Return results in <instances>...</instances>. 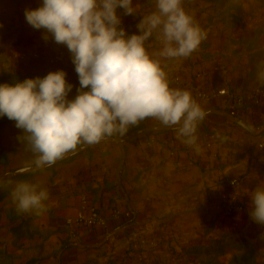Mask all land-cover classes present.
Returning a JSON list of instances; mask_svg holds the SVG:
<instances>
[{"label": "crops", "instance_id": "0c3cea01", "mask_svg": "<svg viewBox=\"0 0 264 264\" xmlns=\"http://www.w3.org/2000/svg\"><path fill=\"white\" fill-rule=\"evenodd\" d=\"M197 3L204 4V13L197 12ZM215 4L217 2L211 0H182L183 8L206 34V38L191 54L192 62L188 63L187 68L182 65V57L160 58L161 67L167 74L170 87L186 90L191 97L192 87L195 85L205 89L225 87L235 94V97L213 93L208 103L200 104L206 115L194 133L197 139L192 144L186 142V137H178L175 127L164 126L158 120L150 118L138 125V139H125L128 142H125L124 147L129 164L135 161L160 164L158 167L152 166L151 170L143 172L139 178L153 181L152 184L149 183V190L157 199L168 194L163 187L167 169L180 162L190 163L191 159L197 157L198 175L208 187V196L214 200L213 207L216 210L220 195L226 190L230 178L239 179V192L243 199H248L249 206L250 190H254L256 186H264V82L260 79V74L264 72V8L255 6L249 10L241 7L232 9V19L236 23L235 26H230L228 15L223 13L227 8L219 6L217 12ZM133 7L135 14L132 15H125L122 8H117L121 26L140 22L142 17L155 10V0H133ZM248 18L250 20L246 23ZM213 19L218 22L212 23ZM202 20L205 25L203 27L199 24ZM134 34H139V30ZM62 47L63 45L57 44L52 37L45 39L43 35H36L21 27L18 22L5 26L0 24L1 65L18 68L28 65L54 66L71 71L78 79L72 67V57L57 63L50 61ZM146 47L151 55L158 52L161 45L153 39L147 42ZM248 54H251V58ZM195 59L206 69L205 74L188 78L187 85H173V75L179 72L180 66L189 74L196 66ZM233 114L237 116V122L232 121ZM211 136L218 142L219 147L217 144L211 148L206 146ZM86 159L77 156L62 162L59 167L62 171V181L58 186L60 191L51 197L48 196L49 201L44 204L45 210L41 214L29 213L27 224L20 222V214H14L12 218L15 220L6 232L0 225V261L4 258H15L24 261L23 264H29L31 259L44 256L52 260L53 248L57 250L61 264H68L73 260L85 262V253L87 256L93 254L97 258L98 252L106 249L109 242L115 240L120 232V222L112 217V209L116 206L136 205L140 209L141 227L144 231L150 229L148 224H144L148 221L143 217L147 211H156L152 207L148 208L149 200L146 195L149 190L145 188L143 194L123 193L118 187L115 191L110 190L111 185H108L107 180L108 175L113 174L112 163L108 160L102 163V160L99 162L97 159L88 163ZM161 163L165 169L163 175V172H159L162 171ZM244 171L247 174L243 175ZM127 173L126 167L122 177L126 178ZM118 174L121 175L120 172ZM161 179L163 182L158 183ZM83 194H87L90 201L106 215L108 230L112 233L110 238L98 228L66 224V218L75 214ZM248 215L250 216V209ZM219 229L220 259L234 256L229 251H235L237 261L242 254L238 228L229 233L227 225L224 224L220 225ZM38 230L48 232V238L44 235L42 247L35 244L40 235ZM52 234L57 235V238H49Z\"/></svg>", "mask_w": 264, "mask_h": 264}, {"label": "clouds", "instance_id": "9594fccd", "mask_svg": "<svg viewBox=\"0 0 264 264\" xmlns=\"http://www.w3.org/2000/svg\"><path fill=\"white\" fill-rule=\"evenodd\" d=\"M117 8L135 14L133 0H42L40 7L25 10L29 25L67 47L80 85L69 100L73 86L63 70L0 84V115L24 130L21 140L35 155L36 169L51 166L79 144L126 135L150 118L175 127L187 143L195 142L197 124L206 113L188 91L170 88L160 58L190 56L206 34L182 0H155V10L137 25L139 34L131 36L120 26ZM153 39L161 48L150 55L146 44ZM260 79L264 82V72ZM30 170L31 164L19 172ZM48 195L29 182L18 183L12 192L18 211L38 215ZM249 197L251 219L264 224V186L250 190Z\"/></svg>", "mask_w": 264, "mask_h": 264}, {"label": "rangeland", "instance_id": "374dc122", "mask_svg": "<svg viewBox=\"0 0 264 264\" xmlns=\"http://www.w3.org/2000/svg\"><path fill=\"white\" fill-rule=\"evenodd\" d=\"M211 1L217 2V4H215V10L217 12L219 6L227 8L226 12L223 13L225 16L228 15L230 26H235L236 23L232 19L234 15L232 9L241 7L244 10H249L255 6L261 9L264 8V0ZM41 5L42 0H0V24L5 26V24L12 25L18 22L21 27L26 30L36 35L45 36L46 30L34 29L25 19L26 9H36ZM200 11L201 13L205 12L203 3H197V12ZM245 14L248 15V12L245 11ZM219 18L220 17H216V19ZM249 20L250 18L245 20V22L247 23ZM214 22L217 23L218 20L213 19L212 23ZM199 24L202 27L205 26L203 25V20ZM47 35L51 37L50 34ZM248 55L249 58H251V54ZM190 57L191 55L182 57V65L185 66V68H187L188 63L192 62L190 61ZM249 63L251 62L249 61ZM194 64L196 66L192 68L189 74L185 68L180 66L179 72L173 75V85H187L186 80L188 78L192 79V76L197 77L205 74L206 69L200 65L197 59L194 60ZM58 70H63L66 73L67 82L73 86L67 98L69 100L74 99L77 95V89L80 87L79 80L76 79L71 71L56 68L54 66L28 65L27 67L18 68L0 64V84H14L17 81L22 82L29 78H43L49 72ZM233 71L235 70L233 69ZM196 88L209 91L212 90L195 85L192 87L193 95ZM87 90L88 89H85V91ZM201 103L203 104V102H199L198 104L200 105ZM202 121L198 122L197 128ZM232 121H238L237 116L234 114ZM138 129L139 126H132L129 128L126 135L121 136L117 133L112 136H105L100 142L95 144H79L74 151L66 153L63 158L58 159L51 166L36 169L33 164L35 155L21 140V137L24 135V130L17 128L14 120L8 119L7 116L0 115V216H2L0 217V225L4 227L3 231L6 232L13 224L15 218H12V216L14 214H20V222L24 224L29 222L28 214L31 212H20L17 210L16 202L12 197L15 186L20 182H29L39 184L42 188L46 189L49 197L58 194L60 191L58 186L62 181V171H60L59 167L62 162L77 156L86 157L88 163L93 161V159H97L99 162L102 160V163L108 160L109 163H112L111 168H113V174L108 175L109 179L107 180L108 185H111L109 188L110 190L115 191L118 187L121 192H126L128 194H143L146 189L149 190V187L151 188L150 184H152L153 181L151 182L148 178L140 180V175L145 171L151 170L153 168L152 166L157 165L156 167H158L160 164H143L137 163L136 161L129 164L126 161L127 153L124 144L128 141L125 139L137 138L136 136L140 135ZM205 129L207 128L205 127ZM131 135L133 136L130 137ZM211 137L213 144L211 146H207L206 144V146L211 148L217 144V147H219L215 138L213 136ZM124 158L125 162H123ZM196 158L197 157L191 159L190 163L180 162L178 165H171V167L167 169L168 173L164 175L166 180L163 186L166 189L165 191L168 192L166 196L164 195L163 198L157 199L156 196L152 195V191H148L146 195L149 200L148 208L152 207L153 210L156 209V211L152 213L145 211L146 213L143 216L148 221V223L144 222V224H148L147 226L150 229L144 231L141 227L139 221L140 209H138L136 205L116 206L122 210L131 209L133 213L129 223H120L121 228L119 234L116 235V239L109 242L106 249L100 250L97 258H95L93 254L87 256L85 253V259H87L85 262H83L84 260H73L68 264H264V224L255 222L248 215L250 209L248 199H243L239 189H237L239 193L238 201L245 205L247 211L228 215L220 206V203L218 209H216L218 211H216L213 207L215 203L214 200L208 196V187L204 185L202 177L198 175ZM29 164L32 165V170L23 173L19 172V169ZM126 167L128 173L125 178L122 177V173ZM160 167L162 171L159 172L161 173L165 169L163 164ZM119 172L121 175L118 174ZM161 174L163 175L164 172ZM245 174H247L246 171H244L243 175ZM161 181L163 182L161 179L158 183H161ZM225 189L228 190L229 186H226ZM47 201H49V198L43 203L46 204ZM236 222H238V224H235ZM224 224L227 225L229 233L235 231L237 228L240 233L238 237L242 245V254L239 256L241 259L238 258L237 261L235 258V251L229 250L228 251L232 252L234 256L231 257L228 255L229 257L227 259H220L219 252L221 248L218 243L220 235L219 228L220 225L223 226ZM240 227L241 230H239ZM131 229H138L145 236L158 240V247L155 250V254L158 256L157 259L153 258V250L147 252V258L145 260H139L134 256V251L128 240ZM37 232L40 233V235L38 239H36L35 244L36 246L39 245L42 247L45 240L43 239L44 235L47 237L48 232L39 230ZM55 236L57 235L52 234L49 238L53 240L57 238ZM52 254V260L49 259L50 257L48 256L38 257L31 259L29 264H61L55 248H53ZM23 262L24 261L21 259L15 258H4L0 261L2 264H23Z\"/></svg>", "mask_w": 264, "mask_h": 264}, {"label": "built area", "instance_id": "2783aa9c", "mask_svg": "<svg viewBox=\"0 0 264 264\" xmlns=\"http://www.w3.org/2000/svg\"><path fill=\"white\" fill-rule=\"evenodd\" d=\"M138 24L139 22L129 26H120L125 29L128 36H131L139 30L137 27ZM35 56H38V54H35ZM67 57H72V54L68 51L67 47L63 45V47L58 50L57 54L52 57L50 61L52 63L62 62ZM72 67L75 71L73 62ZM213 93L235 97V94L230 92V90L225 87L214 88L210 91L196 88L194 91L193 100H195L197 103H208ZM238 98L241 99L240 96ZM211 139L207 142V146H211L213 144ZM227 185L229 186V189L225 190L221 194L220 206L228 215L246 212L247 208L245 205L239 203L238 201L239 193L237 189L239 186V179L237 177L230 178L227 182ZM132 214L133 213L131 209L122 210L117 207L112 209L113 219L117 222H120L121 224L129 223L130 218L133 216ZM66 224L68 226H89L98 228L101 231H104L108 238L112 236L111 231L108 230V219L106 215L90 201V198L87 194H83L81 196L80 203L75 214L66 218ZM128 240L131 248L134 251V256L139 260H145L147 258V252L151 250H153V258H158V256L155 254V250L158 247V240L156 238H149L141 233L140 230L131 229Z\"/></svg>", "mask_w": 264, "mask_h": 264}, {"label": "trees", "instance_id": "16d2710c", "mask_svg": "<svg viewBox=\"0 0 264 264\" xmlns=\"http://www.w3.org/2000/svg\"><path fill=\"white\" fill-rule=\"evenodd\" d=\"M34 66V65H33ZM36 66V65H35Z\"/></svg>", "mask_w": 264, "mask_h": 264}]
</instances>
